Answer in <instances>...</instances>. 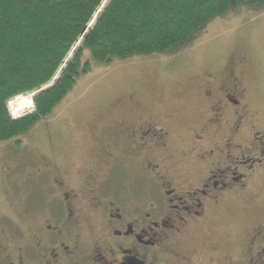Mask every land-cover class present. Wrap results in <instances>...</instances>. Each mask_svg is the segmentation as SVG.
Instances as JSON below:
<instances>
[{"label": "flooded vegetation", "instance_id": "af4514ba", "mask_svg": "<svg viewBox=\"0 0 264 264\" xmlns=\"http://www.w3.org/2000/svg\"><path fill=\"white\" fill-rule=\"evenodd\" d=\"M204 94L201 124L132 101V125L90 113L105 123L77 122L68 145H23L6 165L20 172V224L11 242L14 221L0 216V264H264V209L252 188L264 175V98L234 76ZM237 201L254 222L235 236Z\"/></svg>", "mask_w": 264, "mask_h": 264}, {"label": "trees", "instance_id": "16d2710c", "mask_svg": "<svg viewBox=\"0 0 264 264\" xmlns=\"http://www.w3.org/2000/svg\"><path fill=\"white\" fill-rule=\"evenodd\" d=\"M242 6L264 7V0H0V145L20 144L91 61L174 55ZM30 96L32 111L14 118L10 103Z\"/></svg>", "mask_w": 264, "mask_h": 264}, {"label": "rangeland", "instance_id": "374dc122", "mask_svg": "<svg viewBox=\"0 0 264 264\" xmlns=\"http://www.w3.org/2000/svg\"><path fill=\"white\" fill-rule=\"evenodd\" d=\"M87 57L88 54L86 60ZM91 63V71L77 80L73 91L49 117L19 139L21 144L10 141L0 145V194L3 193L6 199L3 197L0 201V216H9L14 221L7 223L10 229L7 238L11 242H14V235L18 234L16 226L20 224L17 223L20 172L17 163L9 171L6 165L12 159L17 161L23 145L49 149L55 139H67L77 122L81 129L95 130L105 119L85 117L90 113H104L107 115L104 118L113 123L132 125L136 117L131 114L137 107L132 101L146 109L184 113L186 117L180 122L183 127L190 125L192 120L201 124L209 113V102L204 94L206 88L214 94L233 76L249 87L254 98H264V7L242 6L230 11L209 24L189 46L174 55L142 56L100 65ZM27 98L32 100V96ZM11 103L12 116L19 118L14 116ZM262 106L264 121V101ZM79 140L88 145L84 138ZM62 142L69 144L68 140ZM89 143L93 144V139ZM252 188L259 193L257 202L264 209V175L256 178ZM243 207L241 201L233 204L237 217L232 219V235L238 234L239 227L254 222L243 218Z\"/></svg>", "mask_w": 264, "mask_h": 264}, {"label": "bare ground", "instance_id": "6f19581e", "mask_svg": "<svg viewBox=\"0 0 264 264\" xmlns=\"http://www.w3.org/2000/svg\"><path fill=\"white\" fill-rule=\"evenodd\" d=\"M13 110L15 111V115L16 117H23L24 115H26V112L29 111V109H31L32 107V102L30 100V98H18V100H16L15 102L11 103ZM13 113V112H12Z\"/></svg>", "mask_w": 264, "mask_h": 264}]
</instances>
